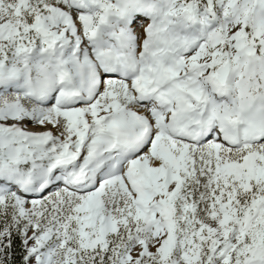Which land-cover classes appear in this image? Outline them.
I'll return each mask as SVG.
<instances>
[{
  "label": "snow or ice",
  "instance_id": "obj_1",
  "mask_svg": "<svg viewBox=\"0 0 264 264\" xmlns=\"http://www.w3.org/2000/svg\"><path fill=\"white\" fill-rule=\"evenodd\" d=\"M264 264V0H0V264Z\"/></svg>",
  "mask_w": 264,
  "mask_h": 264
},
{
  "label": "trees",
  "instance_id": "obj_2",
  "mask_svg": "<svg viewBox=\"0 0 264 264\" xmlns=\"http://www.w3.org/2000/svg\"><path fill=\"white\" fill-rule=\"evenodd\" d=\"M14 255H13V264H19L20 261V240L18 237L14 238Z\"/></svg>",
  "mask_w": 264,
  "mask_h": 264
}]
</instances>
